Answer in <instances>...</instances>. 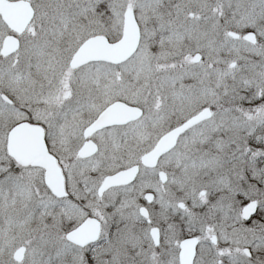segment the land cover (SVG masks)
I'll list each match as a JSON object with an SVG mask.
<instances>
[{"label":"snow or ice","instance_id":"obj_1","mask_svg":"<svg viewBox=\"0 0 264 264\" xmlns=\"http://www.w3.org/2000/svg\"><path fill=\"white\" fill-rule=\"evenodd\" d=\"M0 264H264V0H0Z\"/></svg>","mask_w":264,"mask_h":264}]
</instances>
